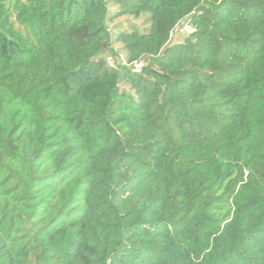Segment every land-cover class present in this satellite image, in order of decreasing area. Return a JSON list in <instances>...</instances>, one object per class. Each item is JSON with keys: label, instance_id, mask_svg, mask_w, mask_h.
<instances>
[{"label": "trees", "instance_id": "obj_1", "mask_svg": "<svg viewBox=\"0 0 264 264\" xmlns=\"http://www.w3.org/2000/svg\"><path fill=\"white\" fill-rule=\"evenodd\" d=\"M0 264H264V0H0Z\"/></svg>", "mask_w": 264, "mask_h": 264}, {"label": "rangeland", "instance_id": "obj_2", "mask_svg": "<svg viewBox=\"0 0 264 264\" xmlns=\"http://www.w3.org/2000/svg\"><path fill=\"white\" fill-rule=\"evenodd\" d=\"M188 32H189V30L185 27V23H183V22L179 23L175 27V29L171 35V38H170L171 42H175V41L182 39V37L185 34H187Z\"/></svg>", "mask_w": 264, "mask_h": 264}, {"label": "built area", "instance_id": "obj_3", "mask_svg": "<svg viewBox=\"0 0 264 264\" xmlns=\"http://www.w3.org/2000/svg\"><path fill=\"white\" fill-rule=\"evenodd\" d=\"M139 65H136L135 68H137Z\"/></svg>", "mask_w": 264, "mask_h": 264}]
</instances>
